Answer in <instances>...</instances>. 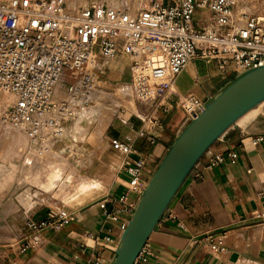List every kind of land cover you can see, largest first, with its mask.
Returning a JSON list of instances; mask_svg holds the SVG:
<instances>
[{
	"label": "built area",
	"instance_id": "built-area-1",
	"mask_svg": "<svg viewBox=\"0 0 264 264\" xmlns=\"http://www.w3.org/2000/svg\"><path fill=\"white\" fill-rule=\"evenodd\" d=\"M238 4L239 0H148L135 9L98 0L82 6L67 0H0V94L13 97L3 120L40 145L56 143L64 137L65 122L76 109L93 102L91 93L99 88V72L119 52L129 59L130 80L125 88L130 100L139 105L160 106L192 59L214 65L221 75L264 65V11ZM62 81L67 82L69 99L56 102L54 88ZM202 102L193 94L180 96L185 119L194 117ZM152 113H139L144 127L133 136L109 139L110 146L129 155L135 153L137 137L153 144L149 132L159 120ZM261 140L255 137L252 143ZM225 156L236 161L234 151ZM225 156L212 151L205 168L218 166ZM122 169L128 176L125 193L117 207L103 213L124 226L147 175L141 158ZM129 194L135 195L134 200L128 199ZM71 219L49 208L44 219L29 220L25 226L31 233L20 236L19 252L36 248L43 231L60 230ZM84 236L102 241V247L111 251L117 244L109 235L86 231ZM202 240L212 251L223 249L219 238ZM91 256L93 264H103L97 248ZM148 256L146 243L133 264Z\"/></svg>",
	"mask_w": 264,
	"mask_h": 264
},
{
	"label": "crops",
	"instance_id": "crops-1",
	"mask_svg": "<svg viewBox=\"0 0 264 264\" xmlns=\"http://www.w3.org/2000/svg\"><path fill=\"white\" fill-rule=\"evenodd\" d=\"M88 1L67 2L82 6ZM252 2L239 0V4L247 9L255 7ZM204 17L207 18L206 14ZM233 75H221L214 65L192 59L177 75L160 106L134 103V107L127 89L129 97L125 98H115L104 92L119 89L130 80L128 56L119 52L99 72V88L91 93V99L99 101V96L105 95L114 103L128 102L130 108L112 107L106 113L104 105L97 106L101 119L110 121L95 141H75L66 133L87 107L76 109L75 114L65 122L64 137L54 144L40 145L20 131L31 149L54 153L55 161L49 164L52 171L55 168L60 171L64 166V160L55 148L61 152L74 150V155L78 157V174L92 186L61 193L62 200L54 201L53 209L72 216V219L60 230L43 231L36 248L19 252L20 229L8 240L1 235L0 264H93L91 255L94 248L101 255L103 264H109L112 249L103 248L102 241L94 242L84 233L89 231L100 237L109 235L117 243L123 223L108 220L103 212L117 207L119 197L125 193L128 176L122 166L141 158L148 177L185 120L179 105L180 96L193 94L205 98ZM66 86V81L55 86L54 101L69 99ZM4 107V97L0 94L1 113ZM131 107L134 111H130ZM142 112H153L152 116L159 120V125L149 132L155 141L151 144L147 138L137 137L133 142L135 153L122 155L110 146L109 139L133 136L144 127L139 115ZM255 137H262V140L253 144ZM63 140L72 144H63ZM16 149L25 152L20 146ZM230 150L237 155L235 162L225 156ZM212 151L222 153L224 161L211 169L205 168L206 157L200 161L151 233L147 241L150 256L137 264H264V105L229 130L221 141L213 145ZM53 177L47 182L54 180ZM134 198V194L128 195L131 201ZM22 212L31 216L42 213L34 206L27 212L22 209ZM207 236L215 240L219 238L223 249L212 251L208 244L204 245L202 239Z\"/></svg>",
	"mask_w": 264,
	"mask_h": 264
},
{
	"label": "water",
	"instance_id": "water-1",
	"mask_svg": "<svg viewBox=\"0 0 264 264\" xmlns=\"http://www.w3.org/2000/svg\"><path fill=\"white\" fill-rule=\"evenodd\" d=\"M263 105L264 65L235 72L203 98L196 115L183 121L148 175L109 264L134 263L182 184L213 145Z\"/></svg>",
	"mask_w": 264,
	"mask_h": 264
},
{
	"label": "rangeland",
	"instance_id": "rangeland-1",
	"mask_svg": "<svg viewBox=\"0 0 264 264\" xmlns=\"http://www.w3.org/2000/svg\"><path fill=\"white\" fill-rule=\"evenodd\" d=\"M101 1L105 3V0ZM146 1L148 0H117L116 5H111L107 2L105 4L110 5L112 7L128 5L136 9L139 8L140 5H142V3ZM161 1L171 2L170 0ZM252 1L257 10L264 11V0ZM226 81H224L222 85ZM125 89V85H122L119 89L115 88L113 89V91H104L109 92L113 95L114 93H116L117 90L124 91L125 95L123 96V98H125V96H129V93ZM92 101L96 104H92L91 102L88 105L89 107H99L101 105H104L106 108V113H109V109H111L112 107L114 109H117L119 107H121L120 109L130 108V104H128V102L125 101V104H121V102L118 101L117 103H114L112 98H109L105 95H100L99 101ZM132 103L131 104L134 106V102ZM88 106L87 110L89 108ZM134 107H131L130 111H134ZM1 119L2 113L0 110V229H2V227L5 228L0 230V238L3 237L1 235H5L6 237H4V240H8L9 238H13V235L15 233H18L17 231L19 229L21 230V235H29L31 233V230L25 226V223L29 220L38 221L44 219L47 212L45 210H48L49 208L53 209L54 201L59 202L58 200H62L60 196L62 192L68 193L70 191L76 190L77 188H87L92 186V184L87 183L78 174V168H76L78 157L74 155V150H71L69 152H61L59 151V148H55V152L61 158H63L64 166L60 169V171L57 168H55V171H52L49 167V164L50 162H53L55 160L53 159L52 161H49L48 165L46 162V157H42L41 159L39 158L37 160L34 156L35 154L30 153L29 151L31 145L28 146L22 144L21 139H24V136L17 134L18 136L15 137V134L13 132H10L13 131V129L9 128L10 131H8L5 128L6 125L4 126L5 122ZM97 119L98 116L94 118L82 116L79 114V117L74 121L72 125L70 123L67 124L71 125L70 129H68V132L66 131L67 136H69L72 140L75 141H95L100 136L103 130V128L98 125ZM64 143L72 144L67 140H63V144ZM17 146H20L22 147V149H25V152L16 149ZM77 146L79 147L80 145L77 144ZM59 147H61V145ZM76 147L74 149H76ZM50 155L54 156V153L50 152ZM45 168H47L48 171L53 172V174L55 173L53 175L54 177L52 176L53 179H55L48 182L47 180L51 179L52 177L49 179H45L46 181L38 178L34 179L35 175L41 173L42 170H46ZM2 171L3 174L1 175ZM58 172L59 174H57ZM46 187H48L49 189L44 190V188ZM33 201L35 202L33 203ZM31 206H34V208H38L39 210H41V215L31 216L22 212V209L27 212L31 208ZM9 214L12 215L8 216Z\"/></svg>",
	"mask_w": 264,
	"mask_h": 264
},
{
	"label": "bare ground",
	"instance_id": "bare-ground-1",
	"mask_svg": "<svg viewBox=\"0 0 264 264\" xmlns=\"http://www.w3.org/2000/svg\"><path fill=\"white\" fill-rule=\"evenodd\" d=\"M68 2H70V3H73L74 1H76V0H67ZM116 1L117 0H105V3L107 2V3H110L111 5H116ZM103 3V2H102ZM105 3H103L104 5H107V4H105ZM74 5V4H73ZM108 6H110V5H108ZM108 88V87H107ZM117 91H119V90H117ZM116 91V93H114V95L113 94H111V93H109V92H106V91H104V92H106L107 93V95H109V96H114L115 98H120V97H122V96H124L125 95V92L124 91H119V92H117ZM115 94H116V96H115ZM119 94V95H118ZM3 97H4V103H5V107L2 109V119H3V114H4V111H5V109L10 105V103L13 101V97L12 96H10V95H4V94H1ZM126 97V96H125ZM129 97V96H128ZM105 110V109H104ZM101 111V110H100ZM89 114V115H88ZM91 114V115H90ZM80 115H82V116H87V117H96V116H98V119H97V121H98V125L100 126V127H102L103 129H105L106 127H107V125H108V122L110 121H106V120H102L101 119V117H100V114H99V109L98 108H96V107H90L88 110H86V111H84V112H82V113H80ZM112 118V117H111ZM5 122V121H4ZM6 125V126H5ZM4 126H5V128L8 130V131H10L9 130V128H12L13 129V131H10V132H13L15 135V137H17L19 134H20V129L18 128V127H16V126H14V125H12V124H10V123H7V122H5V124H4ZM18 134V135H17ZM21 142H22V144L23 145H28V146H30V144H29V142L24 138V139H21ZM30 150V153H33V154H35L34 156L36 157V159L38 160L39 158L41 159L42 157H46L47 158V160H46V162H47V165H48V163H49V161H52L53 159H54V156H52V155H50V152L47 154V153H43V152H38V151H35V150H33V149H31V148H29ZM47 165H46V167H47ZM43 168V167H42ZM41 168V169H42ZM46 170H42L41 171V173H39L38 175H35V177H34V179H42V180H44V181H46L45 179H49V178H51L54 174H53V172H50V171H48V169L47 168H45ZM3 174V171H2V173H1V175ZM80 176H81V174H80Z\"/></svg>",
	"mask_w": 264,
	"mask_h": 264
}]
</instances>
